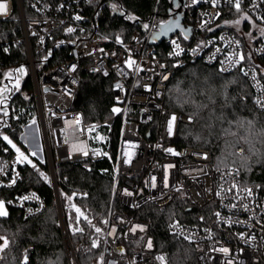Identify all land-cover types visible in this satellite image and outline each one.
<instances>
[{
    "label": "built area",
    "instance_id": "built-area-1",
    "mask_svg": "<svg viewBox=\"0 0 264 264\" xmlns=\"http://www.w3.org/2000/svg\"><path fill=\"white\" fill-rule=\"evenodd\" d=\"M94 1L99 0H0L7 5L6 13H0L5 21L0 26V92L4 95L17 88V81L19 88L29 76L36 105V118L22 125L23 146L4 136L7 144L0 148L4 211L14 207L24 217L44 212L45 197L36 189L19 187L27 166L45 163L69 264H80L69 223L74 218L81 228L76 208L81 210L78 200L86 190L64 188L59 167L74 164L92 170L94 162L103 161L106 164L98 171L111 179L112 189L100 264H168L165 258L158 259L163 257L158 237L151 219L143 215L149 211L148 205L168 208L175 200L184 205L167 229L195 247L189 264H264V183H245L235 165L215 166L210 148L179 144L181 124L193 119L164 104L168 84L177 71L202 62L224 73H242L257 106L264 110V35L260 32L264 29V0L241 2V11L256 23L253 31L244 30L241 23L236 27L237 17L227 18L223 21L227 26L221 25L226 11H237L234 0H216V6L213 0H185L182 22L191 34L178 30L156 45L151 44L156 15L129 40L90 30ZM21 47L25 64L9 58ZM234 52L245 59L229 66L228 57L237 59ZM128 60L135 61L131 68ZM83 69L114 77L112 109L119 112L101 122L87 123L82 110L74 108ZM173 115L176 120L169 134ZM117 124L113 145L111 136ZM5 240L0 235V246Z\"/></svg>",
    "mask_w": 264,
    "mask_h": 264
},
{
    "label": "trees",
    "instance_id": "trees-1",
    "mask_svg": "<svg viewBox=\"0 0 264 264\" xmlns=\"http://www.w3.org/2000/svg\"><path fill=\"white\" fill-rule=\"evenodd\" d=\"M168 7V0L94 1L88 26L90 30L129 40L135 31L147 26L154 15L158 20L156 29L168 21ZM238 16L245 17L246 14L226 11L220 23L227 26V22H223L225 19ZM3 22L0 19V26L4 25ZM248 22L244 20V30L249 28ZM9 58L26 63L22 47ZM81 77L74 108L82 110L87 123L101 122L112 116L114 77L96 76L85 69ZM5 100L7 104H4ZM0 101H3L0 103L1 128L23 146L20 140L22 125L36 118L30 77L26 76L19 88L8 90L4 95L0 92ZM164 104L193 119L191 123L181 124L177 138L179 144L210 148L215 166L235 165L245 183H264V110L257 106L254 91L242 73H224L202 62L190 63L178 70L169 82ZM118 131L119 124L114 126L111 136L113 145ZM5 144L7 141L0 134V148ZM240 147L241 151L238 150ZM105 164L103 161L94 162L92 170L74 164L59 167L64 188L86 190L78 200L83 213L81 228L77 227L74 218L69 223L80 264H96L102 254L112 189L111 179L98 171V167ZM29 188L38 190L45 197L47 207L36 217H24L14 207L0 216V233L8 240V247L0 251V264H69L45 163L24 169V180L19 189ZM183 205L179 200L168 208L148 205L146 210L149 211L143 215L151 219L160 243L159 251L168 264H189L195 257V247L173 237L167 229L168 222ZM96 228L101 232L97 233ZM94 240L97 241L96 247L92 246Z\"/></svg>",
    "mask_w": 264,
    "mask_h": 264
},
{
    "label": "snow or ice",
    "instance_id": "snow-or-ice-1",
    "mask_svg": "<svg viewBox=\"0 0 264 264\" xmlns=\"http://www.w3.org/2000/svg\"><path fill=\"white\" fill-rule=\"evenodd\" d=\"M194 2H195V0H194ZM229 2H232V0H229ZM241 2H242V0H234V5L233 6L235 7V9L238 12L241 11ZM213 6H216V0H213ZM6 9H7V5L3 4V3H0V13H6ZM243 18L244 19H248V17H246V16L243 17ZM76 19H80V17L77 16ZM235 23L238 25L240 23V20H237ZM145 27H147V26H145ZM68 31L71 32V31H73V29L69 28ZM260 32H261V35H264V29H260ZM236 43L238 45L239 42L237 41ZM178 47H179V45H177V48ZM217 51H220V50L217 49ZM174 54L178 55L179 53H174ZM233 55L235 57H237V59H233L232 57H228L227 58V63H228L229 66H233L235 64H238L240 61L245 59V56L242 53H240V52H234ZM126 63L128 65V67L131 68L135 64V61L128 60ZM222 70H227V69H222ZM20 71L22 72L23 69H21ZM122 74H124V73L122 72ZM245 74H247V73H245ZM18 86H19V81H17V84H16L17 88H18ZM117 87H120V85H117ZM0 103H3V101H0ZM112 111L113 112H119V109L113 108ZM175 120H176V117L174 115L169 120V123H168V132H169V134H171L172 131H173V124H174ZM5 139H7V137H5ZM9 143H11V142L9 141ZM17 151H19V150L17 149ZM167 151L171 152L174 155H179V153L174 152L173 149H167ZM84 154L87 155V152H84ZM21 158L26 159V157H23V154H21ZM205 158H207V157L205 156ZM45 179H47V177H45ZM232 187L235 188L236 185L233 184ZM243 191L247 192L248 195H252V190L251 189L245 188V189H243ZM25 199H27V197H25ZM233 207H235V205H233ZM244 207L247 208V205H244ZM76 212L78 214L77 217H76V220L78 222L79 221V216L83 215V213H81V210L79 208H76ZM6 214L7 213L4 211V203L2 201H0V216L6 215ZM217 215L219 216V213H217ZM85 219H87V217H85ZM88 222L91 223V221H88ZM141 230H143L142 227H141ZM76 231H82V230L81 229H76ZM96 232L100 233L101 229L100 228H96ZM92 246L96 247L97 246V241L94 240ZM151 246H152L151 241H149L148 242V247L150 248ZM7 247H8V241L5 240L4 244L2 246H0V251H3V249L7 248ZM220 251H223V252L227 253L228 249L221 248ZM158 259L163 261L164 257H158Z\"/></svg>",
    "mask_w": 264,
    "mask_h": 264
},
{
    "label": "water",
    "instance_id": "water-1",
    "mask_svg": "<svg viewBox=\"0 0 264 264\" xmlns=\"http://www.w3.org/2000/svg\"><path fill=\"white\" fill-rule=\"evenodd\" d=\"M184 2L185 0H168L170 19L157 26L158 28L153 33L151 44H159L164 39L176 33L178 30H184L187 35L191 34L189 29L185 28L182 22L184 19V11H181L180 8L184 5ZM131 21L135 22L136 20Z\"/></svg>",
    "mask_w": 264,
    "mask_h": 264
},
{
    "label": "rangeland",
    "instance_id": "rangeland-1",
    "mask_svg": "<svg viewBox=\"0 0 264 264\" xmlns=\"http://www.w3.org/2000/svg\"><path fill=\"white\" fill-rule=\"evenodd\" d=\"M246 17H248V19H244L242 16H238L237 17V20H240V23L241 24H243V22H244V20H247V21H249L248 23H249V30L250 31H253V29L256 27V23L254 22V20H253V18L251 17V16H249V15H246ZM240 23L237 25V24H235L236 25V27H238V28H240ZM191 117V116H190ZM0 134H2V135H4V136H7L6 135V132H5V130L4 129H0ZM0 235H2V236H5L4 234H2V233H0ZM6 240H7V238H6ZM8 241V240H7ZM96 264H100V257H99V259L97 260V263Z\"/></svg>",
    "mask_w": 264,
    "mask_h": 264
},
{
    "label": "flooded vegetation",
    "instance_id": "flooded-vegetation-1",
    "mask_svg": "<svg viewBox=\"0 0 264 264\" xmlns=\"http://www.w3.org/2000/svg\"><path fill=\"white\" fill-rule=\"evenodd\" d=\"M180 10H181V11H184L183 8H180ZM175 17H176V16H175ZM175 17H174V18H175ZM169 19H170V14H169Z\"/></svg>",
    "mask_w": 264,
    "mask_h": 264
}]
</instances>
